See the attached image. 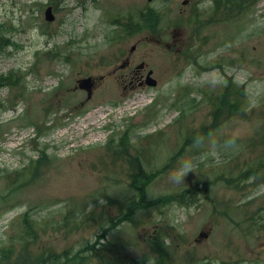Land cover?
<instances>
[{
	"label": "rangeland",
	"instance_id": "1",
	"mask_svg": "<svg viewBox=\"0 0 264 264\" xmlns=\"http://www.w3.org/2000/svg\"><path fill=\"white\" fill-rule=\"evenodd\" d=\"M183 1L61 0L56 19L47 22L49 0H0V74L22 73L26 87L0 89V196L8 194L0 200V247L14 234L12 220L26 210L36 220L38 252L47 247L88 254L89 239L100 247L101 227L109 226L111 216L117 224L130 213L124 200L131 179L115 147L126 149L118 144L126 132L141 148L159 143L148 168L181 153L148 188L150 196L217 182L209 193L200 185L197 203L139 210L136 220L112 229L107 239L132 243L105 249L103 264H137L158 228L172 241V264H264V216L254 234L251 227L247 231L249 219L264 206V183L250 178L238 190L219 175L227 167L236 174L246 166L244 155L250 154L244 143L252 145L251 136L264 128V0L215 22L214 16L237 14L238 6L212 12L213 0ZM148 6L163 12L162 31L117 34L115 17ZM50 50L59 55L48 58ZM126 58L131 64L121 68ZM142 61L145 73L153 70L156 85L130 82V71ZM88 76L95 81L90 100L77 87ZM229 80L246 93L241 102L246 115L223 114L212 128L215 99ZM205 127L209 134L183 146ZM31 157L46 161L22 173L10 192L1 169H21ZM237 204L247 211L238 206L240 213L233 212ZM225 207L230 213L221 210ZM70 209L74 212L67 214ZM200 232L205 234L199 237Z\"/></svg>",
	"mask_w": 264,
	"mask_h": 264
},
{
	"label": "trees",
	"instance_id": "2",
	"mask_svg": "<svg viewBox=\"0 0 264 264\" xmlns=\"http://www.w3.org/2000/svg\"><path fill=\"white\" fill-rule=\"evenodd\" d=\"M251 1L255 0H215L216 9L221 7H233L241 5H249ZM61 0H49V3L54 5L56 10L59 9V3ZM125 18V20H123ZM161 18H163V12L161 10L155 9L153 7H146L144 9H138L136 13H130L128 16L118 17L114 21L118 24L117 34L120 35L122 32H126V36H131L139 32H149V31H161L163 29ZM59 50L48 51V55L54 57ZM21 81L20 74L15 71H11L8 74H0V89L2 86H16ZM245 91L241 89L240 86H236L231 80L224 85L222 91L217 95L215 106L216 121L211 124L212 128H217L221 121V116L225 114L226 116H231L235 113L241 115H246L243 108ZM240 105V106H239ZM206 127L204 128L205 131ZM197 131L196 134L189 135V138L183 142V146L191 145L196 143L201 139V136L209 134L207 131ZM205 133V134H204ZM148 134L144 135L147 136ZM111 136L108 141H106L107 147H109L111 141H113ZM259 138V139H258ZM258 141L255 142V140ZM166 141V140H165ZM251 141L254 142L247 143L245 141L244 147L254 154L256 152L255 158L251 162L246 161V166L240 169L235 175L237 178H226L222 176V180L228 185L236 182L237 180L245 179L246 181L253 178L251 183H263L264 182V128L257 129L255 134L251 136ZM118 144L126 145V149L116 147V151L119 149V153L116 156L121 160L127 167L130 176V183L128 189V195L125 197V205H127L130 213L125 217L120 219L119 222L125 220H136V214L139 210L151 209L158 206H164L172 204L174 202L193 204L197 203L199 200L196 194L189 189H185L180 192H175L173 194H167L163 196H150L148 194L147 186L153 184L162 174L167 172L173 167V164L177 158L181 155L179 150H176L171 154L165 161L164 164L157 167H149L150 159L155 155V149L159 147V143H149L141 148L134 144L133 139H128L127 133L124 132L118 138ZM255 148H261V151H257ZM117 153V152H116ZM46 161L45 158H30L29 163L23 166L21 169L11 170V169H1L2 175L6 177L7 187L10 192L14 191L15 187L20 185L18 183L19 177L27 169L36 170V168ZM120 166V165H119ZM39 173L34 175V178ZM206 186L210 187L213 182L212 180H206L204 182ZM194 194V195H193ZM8 195V194H7ZM7 195L0 196V200H3ZM193 196V199H189ZM184 197V198H183ZM9 207L6 208V211ZM132 214V215H131ZM114 223V220H112ZM36 220L30 216V211L26 210L11 222L14 227V234L9 235V239L6 245L0 247V264H95L92 257L101 256L105 259L106 252L105 249L109 251H115L121 247L132 243L130 239H123V241H118L117 239H107V234H109V229L101 227V235L99 239L100 247L95 244L87 246L88 249H93V252L88 254H83L82 250L74 254H71L70 250H65V252L58 253L56 250L45 249L40 252L37 251L34 246L35 239L38 238V229L34 225ZM11 226V227H12ZM260 227V226H259ZM167 232L161 228L150 237L148 241V251L141 257L140 262L142 264L152 263V264H172L171 256L172 252L168 249L165 242ZM184 238V237H183ZM107 239V240H105ZM155 254V256H152ZM103 264V262H102Z\"/></svg>",
	"mask_w": 264,
	"mask_h": 264
},
{
	"label": "bare ground",
	"instance_id": "3",
	"mask_svg": "<svg viewBox=\"0 0 264 264\" xmlns=\"http://www.w3.org/2000/svg\"><path fill=\"white\" fill-rule=\"evenodd\" d=\"M248 7V5H241V6H239L238 7V9H237V14L239 15V14H241L246 8ZM250 7V6H249ZM249 9V8H248ZM162 21H163V18H161V23H162ZM122 34H127L126 32H122ZM208 69H210L211 67H207ZM216 101H219V99L218 98H216L215 99ZM100 116H102V114L100 115ZM98 117V116H97ZM245 148H247V147H245ZM244 152H247L245 149H242V154H244ZM249 154L250 155H248V156H245L244 155V157L246 158V159H248V160H246L247 162H251L254 158H255V156H252L253 154L249 151ZM251 156V157H250ZM250 157V158H249ZM226 165H228V162L226 163ZM175 166V163L173 164V167ZM227 167V166H226ZM231 168L230 167H227V170L225 171V173L224 174H221L222 176H224V177H226V178H230V179H233V178H237L238 177V175H235V173H233V174H231ZM264 183V182H263ZM227 184V183H226ZM200 185H203L205 188H206V190L208 191V193H209V189H210V187H208V186H206V185H204V184H200V183H195L193 186H191V187H189V188H186V189H189V190H192L194 193H197L198 194V190L200 189ZM247 184H246V180L245 179H241V180H237L236 182H234V183H231V184H229V186L230 187H234V188H236V189H238V190H241L244 186H246ZM129 186V185H128ZM151 185H148L147 186V189L150 187ZM128 189H129V187H128ZM175 193V192H174ZM167 194H169V193H167ZM167 194H157V195H154L155 197H158V196H163V195H167ZM170 194H173V193H170ZM199 195V194H198ZM92 196H95L94 195V193H91L90 194V197H92ZM211 197V199H212V201H214L215 200V198L211 195V194H207L206 195V198H210ZM184 198V197H183ZM183 200H186L185 198L183 199ZM247 202H245L244 204H246ZM172 204H179V205H185L186 203H180V202H174V203H172ZM230 205H232V204H230ZM234 206V205H233ZM238 206H242V204H237L236 206H234V208H235V210L233 211L231 208H230V210L231 211H233V212H236L237 214H239L240 212H238L237 210H236V207H238ZM243 207V209H244V206H242ZM247 208H245L244 209V213L247 211L246 210ZM264 209V206L262 205V206H260V208H259V210H257L256 211V213H255V215L254 216H252L249 220H251V222L250 223H247V230H248V228L249 227H251L252 229H251V234H254L253 232L256 230V228H258L260 225H258V223H259V220L264 216V214L261 212V210H263ZM222 211H224V212H227V213H230L228 210H227V208L225 207V208H222L221 209ZM74 212V210H69L68 212H67V214H71V213H73ZM112 220H114V223H113V221ZM116 221H115V216H111L110 218H109V226L108 227H105V228H108L109 229V232L112 230V229H115V228H117L119 225H122V224H125V223H129V221L128 220H125V221H121V222H118L117 224L115 223ZM104 227V226H103ZM203 234H205V232H200L199 233V237H202V235ZM169 236V239L171 238L170 237V235H168ZM205 236H207V234L205 235ZM198 238V237H197ZM123 239H125V238H118L117 240L118 241H123ZM149 239H150V237H149ZM184 240H187L186 239V237H184L183 238ZM89 241V243L90 244H93V242L91 241V239H89L88 240ZM165 242H166V238H165ZM234 243V241L232 240V242H230V244H233ZM166 244L168 245V246H170V248H168L172 253H173V250L171 249L172 248V241H170V242H166ZM97 260H100V262L102 263L105 259L103 258V257H101L100 255L98 256H93L92 257V263H93V261L94 262H96ZM137 264H142L140 261H137Z\"/></svg>",
	"mask_w": 264,
	"mask_h": 264
},
{
	"label": "water",
	"instance_id": "4",
	"mask_svg": "<svg viewBox=\"0 0 264 264\" xmlns=\"http://www.w3.org/2000/svg\"><path fill=\"white\" fill-rule=\"evenodd\" d=\"M148 1H152V0H148ZM187 2V1H186ZM184 2V3H186ZM45 18L47 20H53L55 18V15L53 13V7L52 6H48L46 9H45ZM136 45H133L132 46V50L135 49ZM152 74V71L149 72L148 74V79H147V82L151 85H156L157 83V80L151 76ZM79 86L81 88H85L87 89V92H88V98H90L92 96V91H93V80H92V77L89 76V77H85V78H82L79 80Z\"/></svg>",
	"mask_w": 264,
	"mask_h": 264
},
{
	"label": "flooded vegetation",
	"instance_id": "5",
	"mask_svg": "<svg viewBox=\"0 0 264 264\" xmlns=\"http://www.w3.org/2000/svg\"><path fill=\"white\" fill-rule=\"evenodd\" d=\"M174 45H175V41L174 43H168V47H173ZM130 64L131 61L129 58H127L121 65V68L128 67L130 66ZM145 70H146V66L144 65V63L137 65L132 71H130L131 73L130 82L131 83L138 82L140 84L146 82L148 71L145 73Z\"/></svg>",
	"mask_w": 264,
	"mask_h": 264
}]
</instances>
